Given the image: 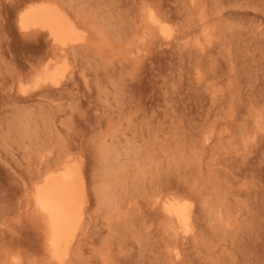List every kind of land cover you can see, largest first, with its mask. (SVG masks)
<instances>
[{"label":"rangeland","instance_id":"obj_1","mask_svg":"<svg viewBox=\"0 0 264 264\" xmlns=\"http://www.w3.org/2000/svg\"><path fill=\"white\" fill-rule=\"evenodd\" d=\"M44 3L84 38L24 30ZM149 5L170 39L144 27ZM58 59L59 83L38 82ZM68 154L85 216L60 262L30 189ZM166 194L192 205L178 261ZM0 264H264V0H0Z\"/></svg>","mask_w":264,"mask_h":264},{"label":"bare ground","instance_id":"obj_2","mask_svg":"<svg viewBox=\"0 0 264 264\" xmlns=\"http://www.w3.org/2000/svg\"><path fill=\"white\" fill-rule=\"evenodd\" d=\"M147 6L142 8L144 27L158 33L163 40L170 39L172 32L164 11L161 12L159 8L151 5ZM19 15V23L24 30L47 31L59 49L67 48L69 43L84 38L77 22L56 5L45 3L30 5L21 10ZM58 61L59 59L49 61L47 66L43 67L45 71L43 69L44 72L38 77V82L59 83V79L64 75L66 63L60 65ZM68 155L61 158L63 160H59L60 162L51 169L43 171L44 174H39V178H36L30 189L36 210L45 222L48 252L52 258L60 262H64L70 254L85 216L84 172L79 159ZM105 185L98 190L100 192L98 194L104 197L110 191V188H104ZM158 203L166 218L165 231L174 240L170 254L173 260L178 261L182 256L180 239L194 230L192 205L187 198L177 194L161 196Z\"/></svg>","mask_w":264,"mask_h":264}]
</instances>
